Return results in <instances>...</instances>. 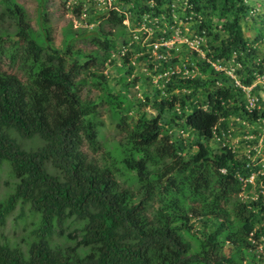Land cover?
<instances>
[{"label":"trees","instance_id":"obj_1","mask_svg":"<svg viewBox=\"0 0 264 264\" xmlns=\"http://www.w3.org/2000/svg\"><path fill=\"white\" fill-rule=\"evenodd\" d=\"M207 3L223 18L227 33L220 46H211L215 53L211 58H228L234 52V60L247 69L238 71L241 83L250 85L255 74L247 68L245 58L253 53L252 45L261 35L249 41L242 33L241 20L249 9L244 0ZM4 5L13 16L16 36L7 40L10 45L0 36V61L9 58L20 75L2 69L0 62V169L6 166L16 179L12 191L0 202V223L17 204L27 205L38 222L25 250L0 244V264H264V257L253 252L251 242L264 235V224L254 228L262 220L264 201L245 202L237 197L240 180L250 170L230 148L216 153L203 142L219 131L218 125L225 129L224 118L231 114L258 117L256 109L245 108L241 87L203 61L199 67L205 83L198 76L186 82L193 89L198 87L193 85H203L201 103L205 106L198 104L193 92L171 96L167 108L197 134V149L185 160L178 154L177 141L164 135L158 142L153 134L163 119L161 108L149 118L127 116L123 106L127 94L121 89L111 92L105 75L96 72L91 73V82L100 87V95L96 99L81 96L86 79L80 73L96 65L103 55L107 57L113 46L106 35L93 37L101 54L76 51L80 56L76 58L69 34L62 49L51 46L44 12L39 40L31 34L23 9L11 0H4ZM210 21L204 25L209 35ZM103 103L113 109L118 128L126 134L112 166L89 159L83 150V145L98 147V107ZM32 138L38 139L36 147H24L19 141ZM166 157L171 163L160 172H151L149 164ZM114 171L130 174L140 194L135 197L122 189ZM154 199L159 204L149 220L144 211ZM191 216L199 218L201 226L194 230L200 233V250L193 253L183 234L194 228L189 223ZM68 221L79 224L66 233L72 243L51 244L52 233L63 234ZM226 242L246 260L243 257L236 263L232 255L221 254ZM79 247L87 251L80 254Z\"/></svg>","mask_w":264,"mask_h":264},{"label":"rangeland","instance_id":"obj_2","mask_svg":"<svg viewBox=\"0 0 264 264\" xmlns=\"http://www.w3.org/2000/svg\"><path fill=\"white\" fill-rule=\"evenodd\" d=\"M24 11V19L28 23L31 34L41 40L42 12L49 29V43L54 48L62 49L69 34L71 53L80 58L76 51L89 55L98 49L93 37L101 33L107 36L113 44L108 56L101 57L96 65H91L79 77L86 79L80 87V94L85 98L96 99L100 95V87L91 82V73L104 74L108 86L112 91L124 90L127 98L123 103L127 116L143 115L147 118L155 116L158 109L163 119L158 127L153 128V134L159 138L169 135L170 140L177 141L178 154L185 160L191 158L197 146V134L184 125L181 118L167 108L173 94L186 95L191 92L198 104L205 99L203 85L193 89L186 80L197 77L205 83V74L200 71V62H210L213 68L226 75L243 92V104L247 110L256 109L257 118L250 119L247 115L240 117L231 114L224 118L226 128L216 131L214 136L203 140L214 152L219 153L230 148L237 160L249 168L250 174L240 180L241 187L237 197L245 202L252 200L264 201V0H244L249 9V15L241 20L244 37L251 41L261 35L254 42V51L245 58L247 68L252 69L255 77L248 86L241 83L238 71L246 72L245 65L234 60L235 53L228 58L212 59L215 55L211 46H220L226 41L227 33L223 28V18L217 17L216 12L208 6L207 0H196L195 4L189 0H11ZM195 6H199L195 10ZM112 11L116 12L113 16ZM119 17H122L119 20ZM210 18L212 24L211 35L204 27ZM16 26L13 16L5 10L4 0H0V36L5 41L15 40ZM10 45V42H6ZM2 69L15 72L20 71L13 66L6 56L0 61ZM254 64V65H252ZM216 84H220L217 81ZM208 85V82H206ZM190 101V100H189ZM177 111L179 104H176ZM205 106V105H203ZM156 107V108H155ZM98 147L92 149L83 145V150L89 159L97 161L103 166H112L120 156L122 144L126 141V134L117 126L118 119L113 109L106 103L98 107ZM135 110L137 112L135 113ZM223 118L219 119L220 121ZM159 139V140H158ZM24 147H36L38 139H19ZM170 157L149 164L151 172H160L164 165L170 164ZM115 178L122 189L128 190L137 197L140 187L136 180L128 173L120 174L114 171ZM253 175V176H252ZM16 179L7 172L6 166L0 169V202L12 191ZM261 195V197H259ZM190 201V200H189ZM158 200L148 203L144 215L150 220L158 208ZM230 209V205H226ZM193 229L183 230L189 242L190 253L198 252L200 233L199 218L190 217ZM262 220L255 223L258 230L264 224ZM37 215L27 205L19 206L7 213L0 223V244L18 246L22 250L27 248L33 240L32 230L37 227ZM79 224L68 221L63 234L54 231L50 237L51 244H71L66 235ZM78 232H75L77 235ZM255 242L253 252L264 257V235ZM252 242V241H251ZM253 243V242H252ZM80 254L87 251L86 247H79ZM221 254L233 256L234 262L240 263L246 257L237 252L226 242ZM200 264V263H192Z\"/></svg>","mask_w":264,"mask_h":264},{"label":"built area","instance_id":"obj_3","mask_svg":"<svg viewBox=\"0 0 264 264\" xmlns=\"http://www.w3.org/2000/svg\"><path fill=\"white\" fill-rule=\"evenodd\" d=\"M223 171V170H222ZM253 176V175H252ZM252 242L255 244L254 240H252Z\"/></svg>","mask_w":264,"mask_h":264}]
</instances>
